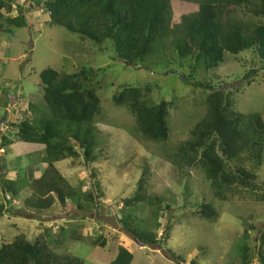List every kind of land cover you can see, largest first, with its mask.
Instances as JSON below:
<instances>
[{
  "label": "rangeland",
  "instance_id": "374dc122",
  "mask_svg": "<svg viewBox=\"0 0 264 264\" xmlns=\"http://www.w3.org/2000/svg\"><path fill=\"white\" fill-rule=\"evenodd\" d=\"M0 1V246L21 236L44 246L49 264H243L246 248L247 264H264V200H259L264 196V140L261 166L254 173L257 188L231 186L226 200L215 197L201 168L189 165L181 153L206 112L209 91L195 82L228 94L234 112L257 114L264 121V70L255 51L224 53L222 63L206 70L196 54L180 57L167 40L141 68L126 66L114 57L112 43L97 46L50 25L45 0ZM196 1L170 0L172 24L195 14ZM226 9L227 22L249 30L264 25L252 6ZM21 13L28 27L8 22ZM48 68L60 74L84 69L94 76L100 113L92 128V161L70 139L79 156L65 154L50 167L43 144L23 143L16 136L12 125L49 115L39 78ZM252 69L256 73L248 84L243 75ZM124 86H149L143 98L148 104L171 103L165 142L142 138L135 118L114 105L112 97ZM242 164L250 168L247 159ZM3 180L13 183L16 196L5 192ZM48 183L67 195L64 203L55 192L44 197ZM135 196L142 200L126 206ZM38 198L51 199V206L35 209ZM204 203L216 211L214 221L198 215ZM132 229L155 234L157 242L140 245Z\"/></svg>",
  "mask_w": 264,
  "mask_h": 264
},
{
  "label": "trees",
  "instance_id": "16d2710c",
  "mask_svg": "<svg viewBox=\"0 0 264 264\" xmlns=\"http://www.w3.org/2000/svg\"><path fill=\"white\" fill-rule=\"evenodd\" d=\"M196 2L197 12L181 16L178 24H172L170 0H45L43 7L50 25L64 28L97 46L105 44L107 47L112 43L114 57L126 66L141 68L145 58L152 55L158 45L170 40L180 57H194L196 54L206 70L222 63L224 53L237 55L250 50L256 52L264 70V25H256L249 30L243 24L223 19L229 5L252 6L254 15L264 17V0ZM2 8L3 2L0 1ZM18 10L21 12L22 7L19 6ZM8 22L18 28L28 27L22 13ZM5 32L9 33L7 30ZM255 73L252 69L243 78L247 80ZM39 78L43 91L41 98L49 115L38 117L31 123L23 120L12 125L18 129L17 138L23 143L43 144L50 165L65 157V154L79 156L80 152L70 145V139L78 144L86 161H92L93 122L100 113L93 74L84 69L72 74H60L48 68L40 72ZM250 82L247 80L248 84ZM194 86L209 91V94L206 112L191 130L193 139L185 143L186 148L181 149V153L187 156V163L201 168L213 194L220 200L227 199L225 192L231 186L257 188L253 181L256 178L255 169L261 166L264 140L262 117L234 112L229 95L209 83L195 82ZM149 88L124 86L112 97V101L116 107L124 108L135 118L136 129L142 138L165 142L169 134L167 116L171 103L161 100L148 104L143 98ZM244 152L246 156L242 158ZM244 159L250 163L249 169L243 166ZM229 163H234V166H229ZM2 182L6 185L5 192L17 195L12 182ZM43 191L46 193L44 197L55 192L61 203L67 197L53 183H48ZM141 200V196H135L125 201V205ZM259 200H264V196ZM51 202V199L38 198L34 208L47 209ZM165 208H169V205ZM3 211L4 206L0 204V216ZM198 215L209 221L217 217L214 208L207 203L199 207ZM130 233L144 245L157 242L155 234L135 233L133 229ZM246 252L244 248L241 254L243 264H247ZM50 258L44 246L21 236L0 246V264H49ZM65 264L73 263L69 261ZM190 264L195 263L191 261Z\"/></svg>",
  "mask_w": 264,
  "mask_h": 264
},
{
  "label": "water",
  "instance_id": "95a60500",
  "mask_svg": "<svg viewBox=\"0 0 264 264\" xmlns=\"http://www.w3.org/2000/svg\"><path fill=\"white\" fill-rule=\"evenodd\" d=\"M136 242L143 246V243L136 239Z\"/></svg>",
  "mask_w": 264,
  "mask_h": 264
},
{
  "label": "clouds",
  "instance_id": "9594fccd",
  "mask_svg": "<svg viewBox=\"0 0 264 264\" xmlns=\"http://www.w3.org/2000/svg\"><path fill=\"white\" fill-rule=\"evenodd\" d=\"M135 241H136V238H135ZM139 241V240H138ZM143 246H144V244H143Z\"/></svg>",
  "mask_w": 264,
  "mask_h": 264
}]
</instances>
